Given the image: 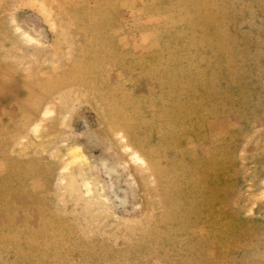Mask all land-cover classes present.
<instances>
[{"label": "rangeland", "instance_id": "374dc122", "mask_svg": "<svg viewBox=\"0 0 264 264\" xmlns=\"http://www.w3.org/2000/svg\"><path fill=\"white\" fill-rule=\"evenodd\" d=\"M0 264H264V0H0Z\"/></svg>", "mask_w": 264, "mask_h": 264}, {"label": "bare ground", "instance_id": "6f19581e", "mask_svg": "<svg viewBox=\"0 0 264 264\" xmlns=\"http://www.w3.org/2000/svg\"><path fill=\"white\" fill-rule=\"evenodd\" d=\"M146 50V49H145ZM140 60V59H139ZM144 91V90H143ZM132 94V93H131ZM104 107V106H103ZM119 139L121 140V142L124 143L123 145V151L127 153L128 157L134 162V163H140L143 165L147 164V161L145 160V158L140 155L139 152L134 151L132 148V145L128 144L126 137H124V135L122 133L119 134ZM74 154V160H82L84 158V160H87V155L84 153L83 149L81 148V146H75L73 149ZM78 163V162H77ZM122 167L126 170V164H122ZM105 175L107 180H105V183H101V185H99L100 187H102L103 189H107L110 191L111 194H114L116 197L120 198L121 200H123V195H122V190L120 188V186L118 185V182L120 180V173L122 174V171L119 170L118 168H116L114 165H107L105 167ZM161 176V175H160ZM176 180V179H175ZM89 181V180H88ZM98 184V183H97ZM88 191L92 192V183L88 182L86 184ZM171 187V186H170ZM101 189V188H100ZM99 189V190H100ZM163 209V208H162ZM154 210V209H153ZM160 215V214H159ZM160 219V218H159ZM158 220V219H157ZM174 223V222H173ZM202 228V227H201ZM151 236V235H149ZM161 236V235H160ZM163 236V235H162ZM159 238V237H158ZM31 247V246H30ZM29 249V248H28ZM31 249V248H30ZM31 251V250H30Z\"/></svg>", "mask_w": 264, "mask_h": 264}]
</instances>
